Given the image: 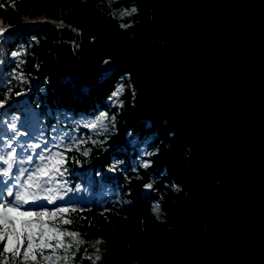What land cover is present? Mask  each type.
<instances>
[{
    "label": "trees",
    "instance_id": "trees-1",
    "mask_svg": "<svg viewBox=\"0 0 264 264\" xmlns=\"http://www.w3.org/2000/svg\"><path fill=\"white\" fill-rule=\"evenodd\" d=\"M133 7L135 13L118 15ZM167 15L161 0H0V22L12 26L0 37V100L7 79L26 78L23 84L12 81L13 92L0 113L33 118L46 133L58 117L60 126L71 130L81 114L109 116L103 135L79 126L77 138L99 141L84 145L92 148L89 156L69 153L80 161L67 164L69 185L109 191L107 197L71 201L84 209L73 214L84 217L72 227L85 240L74 264H92L82 257L85 249L96 254L97 240L102 242L96 245V264H135L145 253L176 260L187 231L203 228L206 191L215 180L210 163L215 145L211 138L183 131L170 112H142L143 75L126 62L136 48L155 57L174 49L175 33L164 25ZM17 51L22 55L13 57ZM105 60L114 64L108 77L102 76ZM119 85L122 107L108 101ZM21 90L26 95L16 96ZM147 183L152 189L144 188ZM157 205L164 223L153 216Z\"/></svg>",
    "mask_w": 264,
    "mask_h": 264
},
{
    "label": "water",
    "instance_id": "water-1",
    "mask_svg": "<svg viewBox=\"0 0 264 264\" xmlns=\"http://www.w3.org/2000/svg\"><path fill=\"white\" fill-rule=\"evenodd\" d=\"M161 1L176 45L127 55L143 75L139 108L211 138L215 180L203 228L187 231L178 258L145 253L135 264H264V0Z\"/></svg>",
    "mask_w": 264,
    "mask_h": 264
},
{
    "label": "snow or ice",
    "instance_id": "snow-or-ice-1",
    "mask_svg": "<svg viewBox=\"0 0 264 264\" xmlns=\"http://www.w3.org/2000/svg\"><path fill=\"white\" fill-rule=\"evenodd\" d=\"M135 12L136 8L133 7L122 10L118 15L123 17ZM11 27L3 26L0 22V37ZM121 27L127 28L129 25L121 24ZM21 55L18 51L12 53L13 57ZM108 63V60L104 61L105 65ZM13 80L21 84L26 82L22 74L5 81L2 87L6 97L5 100H0V109H3L7 96L13 92ZM123 92L124 88L119 87L112 93V97L116 98L114 103L121 107L123 102L119 97ZM15 95L24 96L26 93L21 90L15 92ZM6 117V112L0 113V264H74L85 240L79 230L72 227L76 219L84 217L76 218L73 214L83 212L84 209L71 203L74 196L70 195L73 188L65 179L67 164L70 159L78 165L80 161L70 157L69 153L77 152L84 157L90 155L92 148L84 145H94L99 141L90 137L77 138L78 128L82 125L87 129L99 130L94 135H103L108 130V124L105 123L109 120L108 113L99 115L91 122H85L84 117H81L73 121L77 127L71 130L62 128L58 117V122L51 128L48 137L44 136V129H38L39 136L36 138L39 142L35 143H28L27 139L21 140V137L34 133L19 131V117ZM63 117L65 120L71 119L68 113H63ZM111 120L115 121V116ZM142 166L147 168L150 163ZM112 170H115V165ZM152 187V183L144 185L145 189ZM158 208L159 205L157 210ZM103 214L102 212L101 215ZM101 242L97 240L92 245L96 248L94 256L88 255L85 249L82 259L96 264L100 259L96 245Z\"/></svg>",
    "mask_w": 264,
    "mask_h": 264
},
{
    "label": "rangeland",
    "instance_id": "rangeland-1",
    "mask_svg": "<svg viewBox=\"0 0 264 264\" xmlns=\"http://www.w3.org/2000/svg\"><path fill=\"white\" fill-rule=\"evenodd\" d=\"M122 86L123 85H119L117 87V89L119 87H122ZM115 99L116 98H114V97H109L108 98V101L111 104H117V103H114V100ZM119 100L121 101V96L119 97ZM13 116L19 117L18 115H12V116H8L6 118H10V117H13ZM81 117H84V121L85 122H91V121H94L95 119H97L99 116H89V115L81 114V115L77 116V120H79ZM17 126H18L19 131H21V132L34 133V135H29L28 137H21V140L22 141L25 140V139H27V141L28 140H31L34 143L35 142H39L36 137L39 136L38 129H42L40 125H38L37 123H35L33 120H27V119L25 120V119L19 117V120L17 121ZM44 136H45V133H44ZM45 137H48V136H45ZM18 152H19V149H18ZM38 152H39V150H38ZM70 187L73 188V193H71L70 195H73L74 197L84 196L85 198H91V197L94 196V193H92L90 191L91 189L87 185H85L83 183L72 182L71 185H70ZM77 189L79 191H77ZM99 194H100V196L102 195V196L107 197L109 195V191L106 190V189H103V190H101V192H99Z\"/></svg>",
    "mask_w": 264,
    "mask_h": 264
},
{
    "label": "clouds",
    "instance_id": "clouds-1",
    "mask_svg": "<svg viewBox=\"0 0 264 264\" xmlns=\"http://www.w3.org/2000/svg\"><path fill=\"white\" fill-rule=\"evenodd\" d=\"M152 213H153L154 218L157 220V222L164 223V220L160 214V208H158L157 210V206H154L152 209Z\"/></svg>",
    "mask_w": 264,
    "mask_h": 264
},
{
    "label": "bare ground",
    "instance_id": "bare-ground-1",
    "mask_svg": "<svg viewBox=\"0 0 264 264\" xmlns=\"http://www.w3.org/2000/svg\"><path fill=\"white\" fill-rule=\"evenodd\" d=\"M28 143H34L33 141H31V140H28ZM37 152H38V150H37Z\"/></svg>",
    "mask_w": 264,
    "mask_h": 264
}]
</instances>
